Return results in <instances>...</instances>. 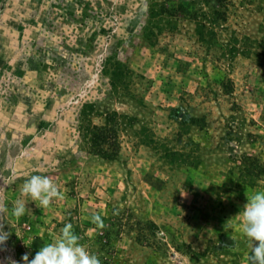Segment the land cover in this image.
Returning <instances> with one entry per match:
<instances>
[{
	"label": "rangeland",
	"instance_id": "obj_1",
	"mask_svg": "<svg viewBox=\"0 0 264 264\" xmlns=\"http://www.w3.org/2000/svg\"><path fill=\"white\" fill-rule=\"evenodd\" d=\"M30 175L63 199L23 197ZM3 182L0 264L69 223L101 264H248L236 214L264 190V0H0Z\"/></svg>",
	"mask_w": 264,
	"mask_h": 264
},
{
	"label": "clouds",
	"instance_id": "obj_2",
	"mask_svg": "<svg viewBox=\"0 0 264 264\" xmlns=\"http://www.w3.org/2000/svg\"><path fill=\"white\" fill-rule=\"evenodd\" d=\"M6 184L7 182H3L4 187H0V216L7 211L3 199ZM21 195L34 202L38 201V206L42 208H48L54 199H63L58 186L45 175H30L24 179ZM246 198L247 202L236 215L240 217L242 234L253 242L248 264H264V190L256 191ZM25 211L26 203L23 199L13 202L11 214L15 218L22 217ZM91 221L99 228L105 227L100 215L94 214ZM9 236L10 232H5L4 224L0 223V245H5ZM80 240L81 237L69 223L60 230L53 242L39 248L31 260L28 254H24L21 259L23 264H101L98 256L91 254ZM9 264L18 262L10 260Z\"/></svg>",
	"mask_w": 264,
	"mask_h": 264
},
{
	"label": "trees",
	"instance_id": "obj_3",
	"mask_svg": "<svg viewBox=\"0 0 264 264\" xmlns=\"http://www.w3.org/2000/svg\"><path fill=\"white\" fill-rule=\"evenodd\" d=\"M109 128L107 126L99 127L94 126L93 127V140L96 141V145L98 147H101L103 145L109 144L110 137L108 136Z\"/></svg>",
	"mask_w": 264,
	"mask_h": 264
},
{
	"label": "crops",
	"instance_id": "obj_4",
	"mask_svg": "<svg viewBox=\"0 0 264 264\" xmlns=\"http://www.w3.org/2000/svg\"><path fill=\"white\" fill-rule=\"evenodd\" d=\"M23 97H24V101H28V102H32L34 99L33 95H30V93H26V95H24Z\"/></svg>",
	"mask_w": 264,
	"mask_h": 264
}]
</instances>
